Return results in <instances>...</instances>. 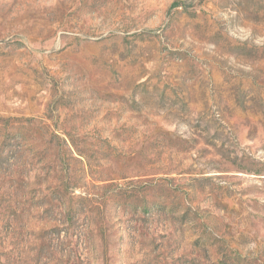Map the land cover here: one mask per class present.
Returning <instances> with one entry per match:
<instances>
[{"label": "rangeland", "instance_id": "obj_1", "mask_svg": "<svg viewBox=\"0 0 264 264\" xmlns=\"http://www.w3.org/2000/svg\"><path fill=\"white\" fill-rule=\"evenodd\" d=\"M0 264H264V0H0Z\"/></svg>", "mask_w": 264, "mask_h": 264}]
</instances>
